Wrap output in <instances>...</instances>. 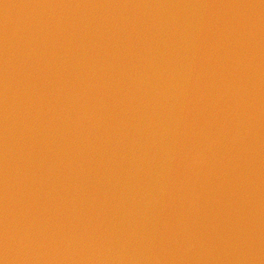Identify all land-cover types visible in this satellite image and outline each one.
Instances as JSON below:
<instances>
[{"label":"water","instance_id":"obj_1","mask_svg":"<svg viewBox=\"0 0 264 264\" xmlns=\"http://www.w3.org/2000/svg\"><path fill=\"white\" fill-rule=\"evenodd\" d=\"M0 264H264V0H0Z\"/></svg>","mask_w":264,"mask_h":264}]
</instances>
